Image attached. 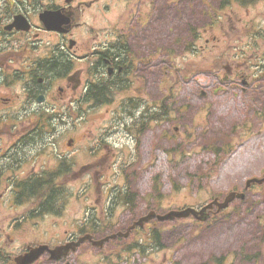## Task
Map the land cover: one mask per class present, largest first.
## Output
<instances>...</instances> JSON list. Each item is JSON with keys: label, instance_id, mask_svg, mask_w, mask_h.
<instances>
[{"label": "flooded vegetation", "instance_id": "1", "mask_svg": "<svg viewBox=\"0 0 264 264\" xmlns=\"http://www.w3.org/2000/svg\"><path fill=\"white\" fill-rule=\"evenodd\" d=\"M99 1L0 0V101L9 104L11 97H21L23 105L48 99L44 111L0 116H73L91 133L88 138H60L59 129L27 128L24 121L0 132V264H124V123L126 130L131 125L130 137L138 143L147 127L169 118L173 136L184 130L183 139L171 148L182 150L191 142L184 122L161 116L159 48L144 32L148 8L157 2L131 1L142 13H137L136 26L129 27L132 6L109 22L103 13L110 6L98 7ZM94 5L92 23H87L83 16ZM46 10H58L68 24L46 29L40 21ZM224 68L231 80L251 84L252 75L241 65ZM94 120L100 122L91 129ZM50 136V145L31 144ZM45 148L56 151L54 176H47L48 163L36 158ZM114 150L119 155L112 163ZM107 169L112 173L101 182ZM83 170L89 171L85 179L91 202L86 210L71 209L79 202L80 188L69 192L63 177L71 175L67 180L77 185ZM107 234L118 235L104 240Z\"/></svg>", "mask_w": 264, "mask_h": 264}, {"label": "rangeland", "instance_id": "2", "mask_svg": "<svg viewBox=\"0 0 264 264\" xmlns=\"http://www.w3.org/2000/svg\"><path fill=\"white\" fill-rule=\"evenodd\" d=\"M100 1L103 2L98 7L111 6V12L108 9L103 13L109 22V18L115 19L122 12L123 3L126 6V0ZM155 2L144 32L151 35L150 42L159 48L162 96L172 90L163 107L168 108L167 116L179 119L191 129V142L183 144L186 150L176 151L173 157L174 148H170L183 137L177 131L173 136L174 123L169 118L147 127L138 143L124 129V184L135 197L138 215L147 208L163 214L170 209L199 205L213 195L223 197L230 190L244 192L248 178L264 175V77L258 78L260 70L264 72V0L248 4L233 0L223 5L220 0ZM149 12H153L152 8H148ZM134 14L129 24L135 22ZM94 15L95 5L83 20L92 23ZM222 34L226 35L225 40L218 42L216 38H223ZM190 42L192 49L186 50ZM236 62L241 65V71L247 69L252 75L249 86H243L241 80L240 87L228 80L212 85L218 70H224L221 64ZM151 70L158 73L155 68ZM146 75L151 77L153 73ZM221 75L227 79L225 72H219ZM204 104L208 105L207 115L203 113ZM73 122L68 117L54 119L48 122V127H57L60 138L81 134L84 138L91 137L86 131L89 126H73ZM99 122H90L91 129ZM179 131L184 134V130ZM36 140L31 144H40ZM41 142L48 143V139ZM46 152L40 155V161L52 157V153ZM111 173L107 169V175L99 180L102 182ZM70 177H63L69 192L74 187L82 188L80 202L73 203L71 209L76 206L87 209L92 197L88 196L83 179L89 177V171L81 172L77 185L67 180ZM130 219L124 208V226ZM153 221L157 238L147 229L140 235L130 233L124 239V242L135 238L143 241V250L134 249L127 264H217L218 257H224L223 264H264V240L259 227L264 222V186H250L242 200L233 201L225 213L205 224L192 216Z\"/></svg>", "mask_w": 264, "mask_h": 264}, {"label": "water", "instance_id": "3", "mask_svg": "<svg viewBox=\"0 0 264 264\" xmlns=\"http://www.w3.org/2000/svg\"><path fill=\"white\" fill-rule=\"evenodd\" d=\"M264 181V177L263 178H253V179H250V180H248L247 181V185H249L251 182H256V183H258V184H260V183H262ZM234 197H239V198H241V197H243V194L242 193H238V194H236V193H230L227 197H226V199H225V201L223 202V203H219L218 204V206L219 207H224V206H226L227 205V203L229 202V201H231ZM211 206V205H210ZM171 215V213H169L168 215H165V216H158V218L160 219V220H163V219H166L167 217H169Z\"/></svg>", "mask_w": 264, "mask_h": 264}, {"label": "trees", "instance_id": "4", "mask_svg": "<svg viewBox=\"0 0 264 264\" xmlns=\"http://www.w3.org/2000/svg\"><path fill=\"white\" fill-rule=\"evenodd\" d=\"M241 2H243V3H245V2H250V1H252V0H240ZM262 226V238H263V240H264V224H262L261 225Z\"/></svg>", "mask_w": 264, "mask_h": 264}, {"label": "bare ground", "instance_id": "5", "mask_svg": "<svg viewBox=\"0 0 264 264\" xmlns=\"http://www.w3.org/2000/svg\"><path fill=\"white\" fill-rule=\"evenodd\" d=\"M25 9V8H24ZM27 10V9H26Z\"/></svg>", "mask_w": 264, "mask_h": 264}]
</instances>
